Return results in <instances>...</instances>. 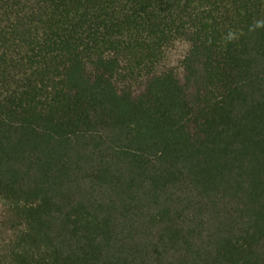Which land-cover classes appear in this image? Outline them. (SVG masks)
Segmentation results:
<instances>
[{"label":"trees","instance_id":"trees-1","mask_svg":"<svg viewBox=\"0 0 264 264\" xmlns=\"http://www.w3.org/2000/svg\"><path fill=\"white\" fill-rule=\"evenodd\" d=\"M0 264H264V0H0Z\"/></svg>","mask_w":264,"mask_h":264}]
</instances>
